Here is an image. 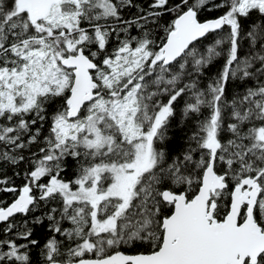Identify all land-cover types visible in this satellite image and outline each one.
Instances as JSON below:
<instances>
[{
    "label": "snow or ice",
    "instance_id": "6c2138e0",
    "mask_svg": "<svg viewBox=\"0 0 264 264\" xmlns=\"http://www.w3.org/2000/svg\"><path fill=\"white\" fill-rule=\"evenodd\" d=\"M0 264H264V0H0Z\"/></svg>",
    "mask_w": 264,
    "mask_h": 264
}]
</instances>
